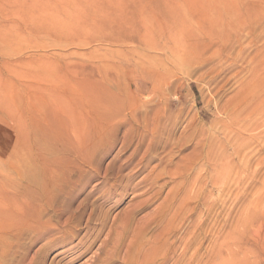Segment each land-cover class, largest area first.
I'll use <instances>...</instances> for the list:
<instances>
[{"label": "rangeland", "instance_id": "obj_1", "mask_svg": "<svg viewBox=\"0 0 264 264\" xmlns=\"http://www.w3.org/2000/svg\"><path fill=\"white\" fill-rule=\"evenodd\" d=\"M111 257L264 264V0H0V264Z\"/></svg>", "mask_w": 264, "mask_h": 264}, {"label": "bare ground", "instance_id": "obj_2", "mask_svg": "<svg viewBox=\"0 0 264 264\" xmlns=\"http://www.w3.org/2000/svg\"><path fill=\"white\" fill-rule=\"evenodd\" d=\"M246 24V22H245ZM248 24V23H247ZM249 26V25H248ZM243 27V26H242ZM244 30V29H243ZM245 32V31H244ZM245 37V36H244ZM256 57V56H255ZM253 58V57H252ZM246 62V61H245ZM246 66V65H245ZM32 175V174H31ZM32 177H34V175H32ZM33 181H35V179H33ZM102 224H105V221H102ZM124 230V229H123ZM262 237V236H261ZM112 243V242H111ZM113 245V243H112ZM260 245V244H259ZM113 262V257H111L110 259H106L104 261V264H111Z\"/></svg>", "mask_w": 264, "mask_h": 264}]
</instances>
